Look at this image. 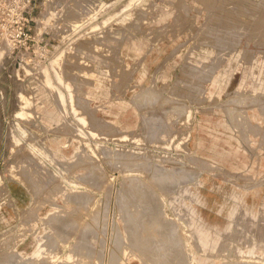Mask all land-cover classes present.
Instances as JSON below:
<instances>
[{
	"label": "rangeland",
	"instance_id": "rangeland-1",
	"mask_svg": "<svg viewBox=\"0 0 264 264\" xmlns=\"http://www.w3.org/2000/svg\"><path fill=\"white\" fill-rule=\"evenodd\" d=\"M254 1L0 0V251L57 264L84 233L77 264H264V43L246 22L264 0ZM169 169L186 178L152 180ZM124 192L149 199L143 216L178 226L169 258L149 248L161 233L152 220L137 230L126 217L147 202ZM135 232L151 253L133 246Z\"/></svg>",
	"mask_w": 264,
	"mask_h": 264
},
{
	"label": "bare ground",
	"instance_id": "bare-ground-1",
	"mask_svg": "<svg viewBox=\"0 0 264 264\" xmlns=\"http://www.w3.org/2000/svg\"><path fill=\"white\" fill-rule=\"evenodd\" d=\"M251 1H253V0H251ZM255 1H256V0H255ZM255 1H254V2H255ZM244 2H245V0H244ZM242 3H243V2H242ZM257 3H258V1H257ZM257 3H256V4H257ZM208 4H209V3H208ZM238 4H240V3H238ZM247 4H248V5H251L252 3H251V4L247 3ZM254 4H255V3H254ZM258 4H260V3H258ZM258 4H257V5H258ZM236 5H237V4H236ZM245 5H246V4H245ZM238 6H239V5H238ZM240 6L243 7L244 4H243V5H240ZM240 6H239V7H240ZM251 6H252V5H251ZM258 6H260V7H259L260 9L258 8ZM258 6H257L256 9H253V8H252L253 6L250 7V8H252V10L249 9V10L251 11V13H250L249 15H250V16L252 15V16L254 17V19L252 18V19H253V20H252L253 22H252L251 20H250V21H246V22H247V23L250 22V23H251L250 26H253V29L250 27V28L252 29V30H251V34H252V32L254 31L255 34H253V36H254L256 39L258 38V39L260 40V41H259V40L257 39V41H259V42L262 41V42L264 43V1L262 2V4H260V5H258ZM244 7H246V6H244ZM248 7H249V6H248ZM246 8H247V7H246ZM246 8H244V9H246ZM254 8H255V7H254ZM242 9H243V8H242ZM242 9H241V7L238 8L239 12L243 13V12L245 11L244 9H243L244 11H243ZM233 10L235 11V9H233ZM246 10H247V9H246ZM242 11H243V12H242ZM250 11H249V12H250ZM237 12H238V11H237ZM245 12H246V11H245ZM227 13H228V12H227ZM227 13H226V14H227ZM233 13H234V12H233ZM246 13H247V12H246ZM246 13H245V14H246ZM222 14H223V13H222ZM224 14H225V13H224ZM230 14L232 15V12L229 13V15H230ZM245 14L243 13V16H244ZM249 15H248V16H249ZM225 16H226V15H225ZM234 16H237V15H234ZM234 16L232 15V17H234ZM238 16H239V15H238ZM238 16L236 17V19L239 18ZM245 16H247V15H245ZM218 17H219V16H218ZM232 17H231V19L234 20ZM213 18H214V17H213ZM223 18L225 19L224 15H223ZM226 18H227V17H226ZM241 18H242V17H241ZM241 18H240V19H241ZM248 18H251V17H248ZM221 19H222V16H221ZM236 19H235V20H236ZM222 20H223V19H222ZM242 20H243V19H242ZM245 20H247V19H245ZM188 21H189V20H188ZM215 21H216V20H215ZM217 21L219 22V19H218V18H217ZM220 21H221V20H220ZM224 21H225V20H224ZM227 21H228V18H227L226 22H227ZM236 21H237V20H236ZM238 21H239V20H238ZM230 22H232V21H230ZM239 22H240V21H239ZM239 22H238V23H239ZM246 22H244V24H245ZM184 23H185V22H184ZM227 23H228V22H227ZM233 23H234V21H233ZM236 23H237V22H236ZM239 24H240V23H239ZM244 24L242 23L243 26H244ZM226 25H227V26L229 25L227 28H230L233 24H232L231 26H230L229 23L226 24ZM247 25H249V23H248ZM247 25H245V26H247ZM221 26H222V25H221ZM223 26H224V24H223ZM234 26L236 27V24H235ZM238 26H239V25H238ZM235 27H234V28H235ZM241 28H243L244 30H248L249 33H250V29H249L248 26H247L248 29L245 28V27H241ZM254 28H255V29H254ZM237 29H239V28H237ZM239 30H240V29H239ZM241 31H242V30H241ZM248 31H246V32H247L246 34H249ZM236 32H237V31H236ZM254 32H253V33H254ZM224 33H225V32H224ZM237 33H238V32H237ZM211 34H212V33H211ZM221 34H222V33H221ZM234 34L237 35L236 33H234ZM244 34H245V32H244ZM246 34H245V35H246ZM209 35H210V34H209ZM213 35H214V34H213ZM238 35H239V33H238ZM238 35H237V36H238ZM240 35L243 36V34H240ZM240 35H239V36H240ZM247 36H248V35H247ZM249 36H250V34H249ZM249 36H248V38H249ZM220 37H221V36H220ZM225 37H226V36H225ZM229 37H230V36H229ZM244 37H245V36H244ZM230 38H231V37H230ZM233 38H234V36H233ZM233 38H232V39H233ZM237 38H238V37H237ZM237 38H236V39H237ZM250 38H251V37H250ZM250 38H249V39H250ZM252 38H253V37H252ZM238 39H239V38H238ZM238 39H237V40H238ZM228 40H230V39H228ZM228 40H227V41H228ZM233 40H234V39H233ZM245 40H247V38H245ZM210 41H211V40H210ZM234 41H235V40H234ZM249 41H250V40H249ZM257 41H256V42H257ZM211 42H212V41H211ZM216 42H217V41H216ZM236 42H237V41H236ZM253 42H254V41H253ZM253 42H252V43H253ZM246 43H247V42H246ZM219 44H220V43H219ZM228 44H229V43H228ZM233 44H235V46H236V43L233 42ZM253 44H254V43H253ZM256 44H257V43H256ZM260 44H261V43H260ZM258 45H259V43H258ZM262 45H263V44H262ZM241 47H242V46H241ZM234 49H235V48H234ZM245 50H246V49H245ZM246 51H247V50H246ZM255 52H256V51H255ZM255 52H254V53H255ZM258 52H259V51H258ZM99 53H100V52H99ZM102 53H103V52H102ZM247 53H248V52H247ZM259 53L262 54L261 49H260V52H259ZM242 54H244V53H242ZM248 54H249V53H248ZM250 54H251V53H250ZM262 55H263V54H262ZM247 56H248V55H247ZM251 56H252V54H251ZM242 57H243V56H242ZM261 57H262V56H261ZM246 58H247V57H246ZM246 58H245V59H246ZM249 59H250V57H249ZM239 61H240V60H239ZM246 61H247V60H246ZM248 63H249V62H248ZM202 65H203V64H202ZM209 66H210V65H209ZM209 66H208V67H209ZM87 67H88V66H87ZM114 67H115V66H114ZM213 67H214V66H213ZM204 68H205V67H204ZM114 69H115V68H114ZM199 69H200V68H199ZM208 70H209V69H208ZM208 70H207V71H208ZM211 70H212V69H211ZM196 71H197V70H196ZM198 71H199V70H198ZM192 72H193V71H192ZM200 72H201V70H200ZM210 72H211V71H210ZM109 73H110V72H109ZM259 73H260V71H259ZM197 74H198V73H197ZM206 74H207V73H206ZM201 75H202V74H201ZM208 76H209V75H208ZM202 77H203V76H202ZM204 77H205V76H204ZM186 79H187V78H186ZM192 86H193V85H192ZM200 90H201V89H200ZM202 90H203V89H202ZM202 90H201V92H202ZM253 90H254V89H253ZM150 91H151V90H150ZM150 91H149V92H150ZM140 93H141V92H139V94H140ZM144 93H145V91H144ZM148 94H149V93H148ZM155 94H156V93H155ZM139 96H140V95H139ZM139 96L136 95L135 98H134V100L137 99ZM144 96H145V95H144ZM148 96H149V95H148ZM150 97H151V96H150ZM199 98H200V97H199ZM246 98H247V97H246ZM250 98H252V97H250ZM140 99H141V98H140ZM154 99H155V98H154ZM202 99H204V98L202 97ZM234 99H235V98H234ZM243 99H244V98H243ZM254 99H255V98H254ZM146 100H147V98H146ZM193 101H194V100H193ZM237 101H238V99L236 100V102H237ZM240 101H241V100H239V103H238V102H237V103L240 104ZM252 101H253V100H252ZM200 102H201V99H200ZM202 102H203V101H202ZM241 102H244V101H241ZM248 102H249V101H248ZM254 102H255V100L253 101V104H254ZM137 103H138V101H137ZM141 103H142V102H141ZM151 103H153V102H151ZM245 103H246V102H245ZM245 103H243V104H245ZM249 103H251L250 105L253 107L252 102H249ZM249 103H248V104H249ZM255 103H256V102H255ZM235 104H236V103H235ZM241 104H242V103H241ZM138 105H139V104H138ZM246 105H247V104H246ZM250 105H248V106H250ZM256 105H257V103H256ZM140 106H141V105H140ZM257 107H258V105H257ZM184 108H185V107H184ZM249 108H250V107H249ZM243 109H244V108H243ZM243 109L241 108V110H243ZM258 110H259V109H258ZM182 111H183V110H182ZM187 111H188V110H187ZM236 111L238 112L239 109L236 110ZM243 111H244V110H243ZM237 112H234V113H235L236 115H240V114H237ZM241 112H242V111H241ZM241 112H238V113H241ZM32 113H33V112H32ZM145 113H146V112H145ZM181 113H182V112H181ZM183 113H184V112H183ZM242 114H245V113H241V119H242V117H244V115H242ZM234 116H235V115H234ZM238 117H239V116H237V118H238ZM245 117H246V119H247L246 114H245ZM231 119H232V118H231ZM234 119H235V121L239 120L241 123L245 120V118L242 119V120H240V119H236V116L234 117ZM64 120H65V119H64ZM247 120H248V119H247ZM247 120L244 121V124H246ZM148 121H149V120H146L145 123H143V126H144V125L147 126ZM187 121H188V120H187ZM239 121H238V122H239ZM61 122H62V121H61ZM183 122H184V121H183ZM230 122H232V121H230ZM240 122H239V123H240ZM248 122H249V121H248ZM232 123H234V122H232ZM241 123H240V124H241ZM237 124H238V123H237ZM240 124H238L237 127L242 128V130H244L245 127H244V128H243V126L241 127ZM242 124H243V123H242ZM244 124H243V125H244ZM255 124H256V123H255ZM232 125H234V124H232ZM235 125H236V123H235ZM247 125L250 127V126H251V123H250V125L247 123ZM247 125H245V126L247 127ZM253 127H254V126H253ZM235 128H236V126H235ZM154 129L156 130L155 127H152V128H151V131L154 130ZM236 130H237L236 132L239 133V131H238L239 129L236 128ZM240 130H241V129H240ZM151 131H150V132H151ZM240 132L243 133L242 131H240ZM112 133H113V132H112ZM151 133H152V132H151ZM106 134H107V133H106ZM114 134H115V133H114ZM149 134H150V133H149ZM111 135H112V134H111ZM239 135H240V133H239ZM241 135H242V134H241ZM240 138H242V136H240ZM243 138H244V137H243ZM243 138H242V139H243ZM111 139H112V138H111ZM58 160H59V159H58ZM127 160H128V159H127ZM23 165H25V164H23ZM20 168H21V166H20ZM24 168H26V166H25ZM165 168H168V167L165 166ZM21 169H22V168H21ZM21 169H19V170H21ZM20 175H21V174H20ZM22 175H23V173H22ZM86 177H87V175H86ZM184 177H185V175L181 176V175H179V173H176V171H174L173 169H172V170L169 169V170H167V171H165V170H160V171L155 172V174L152 176V178H153L152 180H154V181H158V182H161V183H164V187H165V183H174V184H175V183L178 182V179H181V178H184ZM22 178H23V182H24V183H28V184H29L28 187H30V186L32 187V185H34V184H31V182H30L31 178L28 179L25 175H23ZM22 178L20 177V179H22ZM90 178H91V177H90ZM90 178H89V180H90ZM185 178H186V177H185ZM87 180H88V177H87ZM150 180H151V179H150ZM31 181H33V180H31ZM73 181H74V180H73ZM92 181H93V180H92ZM89 182H90V181H89ZM93 182L95 183V181H93ZM158 182H157V183H158ZM154 183H155V182H154ZM35 184H36V183H35ZM162 185H163V184H162ZM172 185H173V184H172ZM158 186H159V183H158ZM168 186H169V185H168ZM35 187H36V185H35ZM35 187H33V189H35ZM159 187H160V186H159ZM162 188H163V187H162ZM165 188H166V187H165ZM168 188H169V187H168ZM29 189H32V188H29ZM169 189H171V188H169ZM169 189H168V190H169ZM172 189H173V188H172ZM68 190H69V189H68ZM124 190H125V189H124ZM124 190H123V191H124ZM165 190H166V189H165ZM123 191H122V192H123ZM32 192H33V190H32ZM80 192H81V191H80ZM80 192H78V193H80ZM82 192H83V191H82ZM127 192H128V190H127ZM131 192H133V191H131ZM167 192H168V191H167ZM75 193H76V192H75ZM75 193H74V194H75ZM83 193H84V195H86L85 192H83ZM69 194H70V193H69ZM69 194H66V196H68ZM74 194H72V192H71L70 195L73 196ZM120 194H122V193H120ZM123 194H129V193L124 192ZM147 194H148V193H147ZM80 195H81V196H80L79 198H78L79 195H78V196L75 195V197H72V196H71V197L69 196V197L72 198V199H73V198L76 199V197H77L79 201H80V199H82L84 203L89 201V200L87 201V197H84V198H86V201H84L85 199H84V198H81L83 194H80ZM62 196H63V195H62ZM64 196H65V195H64ZM64 196H63V197H64ZM60 197H61V196H60ZM122 197H124V196L122 195ZM125 197H126V195H125ZM125 197H124V199H125ZM129 199H130V201H132V205L134 204V206H135V205L138 206L139 204L141 205L142 201H144V203L147 202V204H145L144 207L141 205V208H139V206H138V208H139L140 210L136 207L137 210H136V209H135L136 211L133 210V214H132V213H130V214L128 213L127 210H129V208H126L127 210L125 211V212H126V217H129L130 221L135 225V227H136L135 229L138 230L139 227H140V226L142 227V224L144 223L142 219H146V218H149V219H150V218H151V217H149V215H148V217H146V216L144 215V216L146 217V218H145V217L141 214V212H140L141 210H142V211H145V210H146V211L148 212V209L150 208V207L148 206V203H149L148 201H149V199H148V201H146L147 199H146V200H143V199L140 200L139 198H137V197L134 195V193H130V194H129ZM76 200H77V199H76ZM82 200H81V201H82ZM125 200H128V198L125 199ZM47 201H48V200H47ZM47 201H43V202L45 203V202H47ZM49 201H50V200H49ZM49 201H48V203H49ZM74 201H75V200H74ZM145 201H146V202H145ZM43 202H42V203H43ZM52 202H53V201H52ZM52 202H51V203H52ZM124 202H125V201H124ZM151 202H152V201H151ZM53 203H54V202H53ZM144 203H142V204H144ZM153 203H155V202H153ZM153 203H152L151 205H152V206H156V205H154ZM54 204H55V203H54ZM54 204H53V205H54ZM124 204H125V203H124ZM158 204H159V203H158ZM57 205H58V204H57ZM149 205H150V204H149ZM51 206H52V205H51ZM152 206H151V207H152ZM124 207H125V206H124ZM156 207H157V206H156ZM156 207H154V208H156ZM158 207H159V206H158ZM158 207H157V209H158ZM152 209H153V208H152ZM138 210H139V211H138ZM161 210H162V209H161ZM64 211H65V210H64ZM151 211H153V210H151ZM151 211H150V212H151ZM155 211H157V210H155ZM155 211H154V212H155ZM147 212H146V213H147ZM154 212H152V217H153V219H150V220H152V223H154V224L157 225V226H156V227H157L156 229H158L161 233H159L160 235H159L158 233H155V234H158L159 236L156 237V235H155V237H153V238H154V241H153V242H152L151 239H150L151 244H150V247H149V248L152 249V252H153L154 256H155L156 258L158 257L159 259H158V258H157V259L160 261V258H163L164 256H165V257H168V256H166V255H168L167 251H164L162 248H164V247L167 248V247H168V249H169V246H177V245H178L179 242L177 243V241L175 240V238H174V233H173V231H172L173 229L176 230V229L178 228V226H177V228H174L173 226H175V225H173V224H172V226H170V227L167 226V225H164V223H166V222H164L166 219H165L164 221H162V222H158V219H157V218L159 217V215L157 214L158 212H157V213H154ZM162 212H163V211H161V213H162ZM55 214H57V213H55ZM131 214H132V218L130 217ZM143 214H145V213H143ZM147 214H148V213H147ZM58 215H59V214H58ZM150 215H151V213H150ZM141 216H142L143 218H142ZM52 217H53V216H52ZM58 217H59V216H58ZM33 218H34V217H33ZM35 218H36V217H35ZM35 218H34V219H35ZM45 218H46V217H44V219H45ZM48 218H49V217H48ZM55 218H56V215H55ZM55 218H54V220H55ZM62 218H65V217H61L60 220H62ZM159 218H160V217H159ZM31 219H32V218H31ZM39 219H40V218H39ZM49 219H50V218H49ZM57 219H58V218H57ZM66 219H67V218H65V220H66ZM68 219H69V218H68ZM162 219H164V218H162ZM168 219H169V218H168ZM47 220H48V219H47ZM127 220H128V219H127ZM150 220H147V221L150 222ZM49 221H50V220H49ZM49 221H48V222H49ZM52 221H53V219H52ZM62 221H64V220H62ZM67 221H68V220H67ZM168 221H169V220H168ZM168 221H167V222H168ZM172 221H173V220H172ZM172 221H171V222H172ZM34 222H35V221H34ZM53 222H54V221H53ZM56 222H57V220L55 221V223H56ZM69 222H72V220H71V221L69 220L68 223H69ZM128 222H129V221H128ZM131 222H130V223H131ZM163 222H164V223H163ZM171 222H170V223H171ZM45 223H46V222H45ZM50 223H51V222H49V223H48L49 225H48V224H47V225L50 226ZM59 223H60V222H59ZM59 223H58V224H59ZM64 223H65V221H64ZM147 223H148V222H147ZM150 223H151V222H150ZM152 223H151V225H152ZM161 223H162V224H161ZM170 223H169V225H170ZM39 224H40V223H39ZM127 224H128V223H127ZM29 225H30V224H29ZM32 225H33V224H32ZM65 225H66V224H63L62 226H65ZM67 225H68V224H67ZM70 225H71V224H69V226H70ZM86 225H87V224H86ZM88 225H89V224H88ZM131 225H132V224H131ZM148 225H149V224H147V226H148ZM57 226H58V225H57ZM59 226H61V223L59 224ZM143 226H144V225H143ZM28 227H29V226H28ZM85 227H86V226H85ZM127 227H128V226H127ZM129 227H130V224H129ZM129 227H128V228H129ZM131 227H132V226H131ZM133 227H134V226H133ZM145 227H146V226H145ZM150 227H152V226H150ZM150 227H148L147 230H151ZM61 228H62V227H61ZM61 228H59L58 230H63L64 227H63L62 229H61ZM142 228H144V227H142ZM28 229H29V228H28ZM44 229H45V228H44ZM65 229H66V228H65ZM74 229H77V227H75ZM58 230H57V231H58ZM127 230H128V229H127ZM129 230H130V228H129ZM132 230H133V229H132ZM140 230H142V229H140ZM147 230H145V231L142 230V231H143V232H146ZM26 231H27V230H26ZM52 231L55 232L56 230L53 229ZM67 231H68V230H67ZM75 231H76V230H75ZM75 231H74V232H75ZM142 231H140V232H142ZM154 231H155V230H154ZM47 232H48V231H47ZM54 232H53V233H54ZM88 232H90V231H88ZM123 232H124V231H123ZM128 232H129V231H128ZM128 232H127V233H128ZM133 232H134V231H133ZM138 232H139V231H138ZM163 232H166V235L163 234ZM61 233H62V232H61ZM80 233H81V232H80ZM124 233H125V232H124ZM151 233H152V232H151ZM46 234H47V233H46ZM46 234H45V235H46ZM55 234H57V232H55ZM89 234H90V233H87L86 236L89 237ZM128 234H130V232H129ZM131 234H132V233H131ZM137 234H138V233H137ZM137 234H136V232H135V234L133 233V237H131V239L133 240V246H134V244L138 245V243H140V242H138L137 240H138V239L141 240V239H140L141 236H138ZM143 234H144V233H143ZM152 234H153V233H152ZM161 234H162V235H161ZM84 235H85L84 233H81V234H80L79 237H82V238L79 239V240H77V241H74V243L71 244L72 246H71V249L69 250V253H68V254H67V255H66L61 261H59V263H57V264H61V263H62V264H69V263H71V264H77V263H81L80 261L85 259V256L83 255V252H84V250H86V249L88 250V247H87L88 244H87V243H84L83 240H82ZM125 235H126V233H125ZM139 235H140V234H139ZM258 235H260L259 238H263V237H261V234H258ZM33 236H34V235H33ZM46 236H47V235H46ZM48 236H49V235H48ZM145 236H146V235H145ZM145 236H144V237H145ZM153 236H154V235H153ZM208 236H209V235H208ZM42 237H43V236H42ZM42 237H41V238H42ZM51 237H52V236H51ZM90 237H91V235H90ZM139 237H140V238H139ZM144 237H143V238H144ZM58 238H59V237H58ZM133 238H134V239H133ZM145 238H146V240H147V238L149 239V237H145ZM145 238H144V239H145ZM151 238H152V237H151ZM153 238H152V239H153ZM201 238H202V237H201ZM46 239H47V238H46ZM49 239H50V238L48 237V241H49ZM51 239H52V238H51ZM54 239H55V238H54ZM128 239H129V241H132L129 237H128ZM63 240H64V239H61L60 241H63ZM219 240H220V239H219ZM87 241L90 243V241H91L90 238H89ZM141 241H142V240H141ZM148 241H149V240H148ZM178 241L182 242L183 240H182V241H181V240H178ZM263 241H264V240H263ZM51 242H52V245H53L54 242H53V241H51ZM55 242H58V241H55ZM64 242H65V241H64ZM79 242H81V243H79ZM144 242H145V241H143V243H144ZM130 243L132 244V242H130ZM147 243H148V245H149V242H147ZM41 244H42V243H41ZM41 244H40V245H41ZM43 244H44V243H43ZM43 244H42L41 246H43ZM55 244H56V243H55ZM144 244H145V243H144ZM183 244H184V243H183ZM114 245H115V246H118V244H114ZM140 245H141V244H140ZM227 245H228V244H227ZM44 246H45V244H44ZM48 246H49V245H47L46 247L49 249ZM115 246H114V247H115ZM143 246H144V245H143ZM143 246H141V247H143ZM185 246H186V244H185ZM46 247H45V248H46ZM50 247L53 248L51 245H50ZM55 247H56V246H55ZM55 247H54V248H55ZM138 247H140V246L138 245ZM138 247H136V248H138ZM141 247L139 248V251H141V250H140V249H142ZM146 247H147V244H146ZM146 247H145V248H146ZM54 248H53V250H54ZM56 248H57V247H56ZM119 248H120V247H119ZM119 248H117V249L119 250ZM126 248H127V247H126ZM145 248L142 249V250H143L142 252H144ZM38 249H39V248H38ZM43 249H44V248H43ZM115 249H116V248H115ZM117 249H116V250H117ZM120 249H121V248H120ZM124 249H125V248H124ZM5 250H6V249H5ZM40 250H41V249H40ZM40 250H39V251H40ZM45 250H47V249H45ZM51 250H52V249H51ZM51 250H50V251H51ZM53 250L51 251L52 254L54 253ZM57 250H59V249L57 248ZM135 250H136V249H135ZM146 250H147V249H146ZM146 250H145V251H146ZM45 252H46V251H45ZM56 252H58V251H56ZM56 252H55V253H56ZM125 252H126V251H125ZM146 252H147V251H146ZM149 252H150V251H149ZM149 252H147V253H149ZM173 252H174V251H173ZM37 253H38V252H37ZM37 253H36V254H37ZM42 253H44V252L42 251ZM51 253H50V254H51ZM115 253H116V252L114 251V255H113V259H112V262H113V263H114V259H115ZM139 253H140V252H139ZM150 253H151V252H150ZM171 253H172V252H171ZM44 254H46V253H44ZM50 254H49V256H50ZM140 254H143V253H140ZM145 254H146V253H145ZM165 254H166V255H165ZM173 254H175V253H173ZM37 255H38V254H37ZM47 255H48V253H47ZM53 255H54V254H53ZM64 255H65V254H64ZM151 255H152V254H151ZM175 255H177V254H175ZM35 256H36V255H35ZM41 256H42V255H41ZM51 256H52V255H51ZM178 256H179V254H178ZM39 257H40V256H39ZM42 257H43V256H42ZM42 257H41V258H42ZM47 257H48V256H47ZM144 257H145V255H144ZM170 257H171V255H170ZM253 257H254V256H253ZM32 258H33L32 256H22V255H20L19 253L15 252L14 250H13V251H12V250H6V251L2 250V251H0V264H5L6 262H9V261H14L15 264H31V263H32V261H31ZM34 258H36V257H34ZM41 258H40V261L44 260V258H43L42 260H41ZM142 258H143V257H142ZM147 258H151V257H147ZM156 258H155V259H156ZM168 258H169V257H168ZM174 258H175V257H174ZM180 258H181V257H180ZM36 259H37V258H36ZM144 259L147 260V261H149L148 259H146V257H145ZM151 259H152V258H151ZM163 259H164V258H163ZM163 259H162V260H163ZM171 259H173V256L171 257ZM177 259H178V258H177ZM253 259H254V258H253ZM45 260H47V259H45ZM140 260H141V258H140ZM162 260H161V262H162ZM165 260H166V259H165ZM165 260H164V261H165ZM168 260L170 261V259H167L166 262H168ZM175 260H176V259H175ZM180 260H181V259H180ZM249 260H250V259H249ZM33 261H36V260L33 259ZM138 261H139V258H138ZM154 261H155V263H156V260H154ZM154 261L152 260V261H150V262H151V263H152V262L154 263ZM176 261H179V259L176 260ZM254 261H255V260H254ZM256 261H258V260H256ZM37 262H38V261H37ZM47 262H48V261H47ZM47 262H46V263H47ZM63 262H64V263H63ZM66 262H69V263H66ZM139 262H140V261H139ZM141 262H142V261H141ZM179 262H181V261H179ZM11 263H12V262H11ZM35 263H36V262H35ZM35 263H34V264H35ZM43 263H44V262H43ZM46 263H45V264H46ZM145 263H146V262H145ZM169 263H170V262H169ZM169 263H168V264H169ZM175 263H177V262H175ZM182 263L184 264V262H182ZM185 263L187 264V261H186ZM246 263H249V264H250L251 262H246ZM253 263H254V262H253ZM32 264H33V263H32ZM37 264H38V263H37ZM39 264H41V263H39ZM111 264H112V263H111ZM160 264H161V263H160ZM164 264H165V263H164ZM166 264H167V263H166ZM170 264H171V263H170ZM226 264H227V263H226ZM243 264H244V263H243ZM257 264H258V263H257Z\"/></svg>",
	"mask_w": 264,
	"mask_h": 264
},
{
	"label": "built area",
	"instance_id": "built-area-1",
	"mask_svg": "<svg viewBox=\"0 0 264 264\" xmlns=\"http://www.w3.org/2000/svg\"><path fill=\"white\" fill-rule=\"evenodd\" d=\"M23 1H24V2H23V6H26L27 3H28V4L31 3V0H23ZM15 6H16V3L13 5V9L15 8Z\"/></svg>",
	"mask_w": 264,
	"mask_h": 264
},
{
	"label": "crops",
	"instance_id": "crops-1",
	"mask_svg": "<svg viewBox=\"0 0 264 264\" xmlns=\"http://www.w3.org/2000/svg\"><path fill=\"white\" fill-rule=\"evenodd\" d=\"M126 71V70H125ZM135 98V97H134Z\"/></svg>",
	"mask_w": 264,
	"mask_h": 264
}]
</instances>
